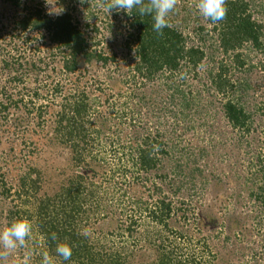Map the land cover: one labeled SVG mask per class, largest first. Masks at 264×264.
<instances>
[{"label": "rangeland", "instance_id": "1", "mask_svg": "<svg viewBox=\"0 0 264 264\" xmlns=\"http://www.w3.org/2000/svg\"><path fill=\"white\" fill-rule=\"evenodd\" d=\"M39 1H42L44 8L50 13L56 15L68 13L73 18V22L82 29L90 50L101 52L107 57L115 55V62L105 66L95 63L81 64L76 76L69 78L61 69L62 60L68 56V51L58 50L53 44L47 49L42 40V33L35 35L39 38L37 42L8 39V36L4 37L5 32L0 33V104H4L0 105V180L5 181L9 187L12 185L8 198H2L0 195V261H9L7 264H45L48 261L46 259H44L45 263L40 261L42 257L39 258L37 252L27 254V250L34 249V246L28 242L31 234L27 232L29 240L26 242H23L21 238L20 241L17 240L15 237H19L22 232H13L5 211L8 207H12L13 210L22 209L32 213L37 206V201L44 193L52 195L50 190L70 179L77 171L69 166L71 156L68 146L45 144L41 139L46 130L49 131L47 137H52V131L46 126H49L50 120H54L57 113L62 110L63 97L82 91L88 94L91 104L88 119L100 117L107 120L108 127L107 132H102L99 136L97 133H92L93 136L91 134L90 138L101 140L99 143L94 141L89 151L92 155L90 161H95L103 173H99L94 182H86L91 184L88 187H93L92 190L96 196V199L88 200V208L96 205L97 209L93 208L96 209L95 212H89L88 209V213L84 214L85 218L80 223L83 232L93 238L105 234L108 237L111 236L112 249L125 250L128 264H144L146 260L154 258L149 238L151 239V235L156 233L160 234L167 244H179L183 251H191L188 249L186 240L173 241L175 233L167 234L169 240H165L164 230L150 223L146 211L141 213L134 206L126 209L124 207L126 200L122 198L124 189L137 186L136 189L139 192L145 193L142 200L149 196L150 199L147 201L152 204L156 199L155 194L151 192L152 177L146 180L145 175L141 174L138 181L134 180L133 161L129 157L133 153V151L130 153V147H135L132 143L133 132L138 130L141 123L146 126L150 137H153L157 129L154 123L158 125L159 130L161 127L157 120L152 119L151 105H139L141 106L139 117L131 114V111L137 107L135 97L142 95L146 97V101L147 97L156 98V104L173 105V109L179 110L182 99H179L177 95L173 98L171 94L173 90L178 89L188 97L187 102L193 107L185 112V120L178 122V128L176 125L175 127L171 125L175 122L173 115L163 117V120L171 123H168L169 134L162 138L166 145L163 147L168 153L166 156L157 157L159 160L157 170L151 173L156 177L164 172L169 174L166 179L169 188L166 192L173 196L172 203L184 201L183 207L191 219L189 223L184 224L186 227L183 230L188 231L187 234L191 236L195 245L193 250L198 255L201 253V247L195 242L200 240L201 243L207 239L211 245L212 254L216 256L213 264H264V231L257 230L259 220L255 218L258 208L248 200L246 194L238 198V173H241L238 170L240 151L235 141L238 139V131L232 130L227 124L221 109L223 95L216 94L208 80L210 71L214 74L217 65L215 61L214 63L208 59L212 54L209 45L216 44L215 34L212 32L213 26L207 21L211 11L210 6L201 8L195 0H161L158 6L159 12L168 16L171 26L179 27L186 36L193 38L187 45L198 46L207 54V58L202 60L194 73L189 75L182 68L176 74H159L149 79L139 78L133 83H127L131 77V67L135 63V45L132 42H130V48L126 45L128 21L125 20L124 15L129 10L130 0ZM258 2L264 3V0H258ZM10 16V11H4L3 14L0 11V27L2 23L9 26L7 20ZM200 27L204 29L201 35L195 33ZM260 60H263L262 56L256 58L253 55L251 62L246 66L254 65V68L245 67L239 71L235 67H229L227 72L228 77H232L231 80L245 77L251 80L252 89L244 92L245 95L243 94L241 98L242 103L248 106L264 100L261 98L264 97V69L257 62ZM1 61L11 64L18 61L25 65L19 72L21 74L19 81L10 79L18 75V72L9 68L4 71L2 68L4 62ZM32 64L35 67H32ZM73 79H75L74 82ZM55 85L61 86L60 94L52 93ZM169 87L171 88L168 89ZM2 92L5 96L14 95L12 104ZM36 93L37 97L34 96ZM229 93L238 102V92L229 91ZM130 97L132 102L127 103ZM105 98H108V103L105 102ZM93 100L96 101L93 103ZM15 101L17 105H13ZM5 105L9 107L7 112L1 109ZM50 105V110H47ZM40 113L42 116L39 118ZM255 116H252V122L253 130L256 132L253 131L251 136L243 138V144L249 155L255 153L256 136L264 129V118L260 121V118ZM13 120L20 121L22 128L16 131L17 133L13 131V134L7 135L1 125H4L5 121L9 123ZM190 123L195 127L191 129ZM90 124L91 127L87 125L88 129L96 130V124ZM12 139L15 142L10 143L9 140ZM141 141L138 139L137 147ZM13 144L14 150L10 148ZM186 144L192 146V151L196 154V157H191L190 160H187L189 157L182 159L180 155H177L178 151L175 153L172 151L173 147L181 149ZM125 146L127 150L124 151L130 154L123 156L120 160V154ZM240 156L245 157L243 153ZM185 160V163H180L182 172L179 175L183 179L178 182L179 175H174L171 170L177 171L179 161ZM71 165L73 166L72 163ZM196 166L201 170V174ZM188 167L196 171L189 174ZM123 168L126 171L120 178L114 171L118 172ZM38 172H40L41 188L28 196L17 198L14 190L20 191V187L17 186L18 180L28 174L38 178ZM252 172L253 169L246 171L245 175L250 177ZM156 183L159 182L156 181ZM178 187L180 190H177ZM1 191L0 186V194ZM124 210L125 212L122 213ZM233 211L241 213V216L245 218L248 231L244 236L229 234L226 230L228 224L231 223L233 226L235 217L229 216ZM208 214L219 217V224L222 225L217 229L203 228L202 233H197L196 228L192 226L193 219ZM131 216L137 219L136 229L127 233L124 229ZM216 221L218 222V219ZM180 222L183 223V220L171 221V224L176 227ZM176 236L178 237L177 234ZM228 236L230 238L225 240ZM205 261L204 264H212L208 262V258H205ZM49 264L57 263L51 261Z\"/></svg>", "mask_w": 264, "mask_h": 264}, {"label": "trees", "instance_id": "2", "mask_svg": "<svg viewBox=\"0 0 264 264\" xmlns=\"http://www.w3.org/2000/svg\"><path fill=\"white\" fill-rule=\"evenodd\" d=\"M160 1L130 0L129 2V10L124 15L125 20L128 21L126 45L129 48L130 42L135 45V63L131 67V77L127 83H133L135 79L139 78L143 80L149 79L159 74H176L182 68L187 74L191 75L202 60L207 58L205 51L198 46L187 45L193 40L191 36H186L179 27L171 26L168 16L159 12ZM195 1L201 8L208 6L211 8L207 21L213 26L212 32L215 34L216 44L209 45L212 54L208 59L215 61L217 65L214 74L210 71L208 80L213 87V91L216 94L220 93L223 95L222 113L229 127L238 131V139H235V141H237L236 144L239 151L245 155V157H242L240 156L241 153H238V170L241 172L238 173V198L240 199L241 195L246 194L248 200L256 205L258 210L255 218L259 220L257 221L259 223L257 230L264 231V129L256 136L254 147L256 146L257 149L254 154L249 155L248 151H246V146L243 144V138H248L255 131L253 130L252 116L256 115L255 117L260 118V121L264 118V100L251 106L242 103L241 98L244 92L252 89L251 80L247 77L231 80L232 77L229 78L227 75L229 67H235L239 71L245 69V67L247 69L254 68V65L246 66L251 62L253 55L256 58L262 56L263 60L257 62L264 69V3L258 2V0ZM41 2L39 0H0V11L2 14L4 11H10L11 13L10 18L7 20L9 26L2 23L0 33L5 32L4 37L20 39L23 42H37L39 38L35 35L42 33V40H44L43 42L47 49L53 44L58 50L68 51V56L62 60L61 69L65 72L66 77L69 78L76 76L81 64L95 63L105 66L115 62V55L107 57L101 52L90 50L82 29L73 22V18L68 13L57 15L50 13ZM198 30L195 33L200 35L201 31H204L203 27ZM6 31H9V33H6ZM196 42L198 43L197 40ZM218 55L219 58H217ZM3 62L2 68L4 71L9 68V70L13 69L18 72V75L10 79L19 81V77H21L19 72L24 69L25 65L18 61L13 64L6 61ZM32 67L35 66L32 64ZM194 75L196 76L197 73L195 72ZM74 80L72 81L74 82ZM60 87V85H55L52 93L60 94ZM229 91L238 92V102ZM172 92L173 98L177 95L179 99H182L179 110L173 109V105L163 106L156 104V98L147 97L146 101V97L142 95L135 97L137 99L135 101L137 107L134 111H131V114L139 117L141 116V106L139 105H151L152 119L157 120L161 127V130H159L158 125L154 123L157 129L154 131L153 137H150L146 126L141 123L138 130L133 132L132 143L135 144V147H130V153L132 151L133 153H129L131 157L128 156L133 161L134 180L138 181L141 174L145 175L144 178L146 180H150L152 177L151 192L155 194L156 199L154 203L150 204L147 201L150 199L149 196L142 200L145 193L139 192L136 189L137 186H129L122 193V198L126 200L124 207L127 209L134 206L141 213L146 211L150 223L164 230V234H166L165 240H169L167 234L175 233V238H172L173 241L177 239L186 240L188 249H191V251L185 252L179 244H167L160 234L156 233L153 236L151 235V239L149 238L155 259H148L144 264H204L206 263L205 258H208V262L213 264L216 256L212 254L209 241L205 239L201 243L200 240L195 242L201 247V253L198 255L193 250L195 245H193L191 236H188V231L183 230L186 227L184 224L186 222L189 223L191 217L189 218V213L183 207L184 201H178L174 204L171 201L173 196L171 194L168 195L166 192L169 188L166 183L169 174L164 172L157 177L152 174L157 170L156 167L159 162L157 157L159 155L166 156L168 153L167 149L163 147L165 143L162 138L169 134L167 131L169 122L163 120V117L169 114L173 115L175 122L169 124L174 127L176 125L178 128V122L185 120V112L193 107L187 102L189 99L184 93L178 91V89ZM239 92H241L240 95ZM2 94L5 96L4 92ZM13 96L12 94L5 96L9 99L10 104L13 103ZM34 96L37 97V93ZM261 98L264 99V97ZM130 99L131 97L127 103L132 102ZM104 100L108 103V98ZM95 101L93 100V103ZM16 102L13 105H17ZM61 105H63L62 110L57 113L54 120H50V125L47 124L49 126H46L49 127L48 130L52 131V137L50 135V137H47L49 131L46 130L41 140L45 144L68 146L71 156L70 161L73 164L72 166L70 163L69 166L74 170L77 169V171L70 179L50 190L49 192L52 195L44 193L42 198L37 201V206L32 213L22 209L13 210L12 207H8L5 212H7V219L10 221L9 226L14 233L22 232L19 237H15L19 241L20 238L23 242L28 241L29 235L27 232L29 231L28 233L31 234V237L28 242L34 246V249L26 252L27 254L37 252L39 258L42 257L40 261L45 263L44 259L48 260L45 264H49L51 261L57 264H128L125 250L114 251L112 249L111 236L108 237L105 234L101 237L93 238L84 233L80 227V223L85 218L84 214L88 213V200L96 199L92 190L93 187H88L91 184H86V182H94L98 174L103 173L95 161H90L92 155H90L89 149L93 147L94 141L101 142L100 139H90L91 134L97 133V136H99L100 133L107 132V120L100 119V117L88 119L91 104L89 103L88 94L84 91L72 96H64ZM50 108L51 105L47 107V110H50ZM1 109L2 111H8L9 107L5 105ZM41 113L39 118L42 116ZM48 113L49 111L46 115ZM45 121L48 123L47 120ZM4 123L1 126L2 128L4 127L3 131L7 135L22 128L20 121L13 120V122L6 123L5 121ZM90 123L96 124V130L88 129L87 125L91 127ZM13 124L18 126L16 125V127ZM198 125L201 126L200 124ZM189 127L192 129L195 125L190 123ZM138 139L142 141L137 147L136 142H138ZM9 142L15 141L12 139ZM245 143L249 145L248 142ZM14 146V144L10 145V148L14 150ZM125 149L126 146L122 154H120V160H122L123 156L129 155L124 151ZM172 151L174 153L178 151L179 153H176L182 159L189 157L187 160H190L191 157H196V154L192 151V146H189V144L182 146L181 149L173 147ZM185 162L186 160L179 161L178 170H171V173L179 175L182 172L180 170L181 164ZM196 168L201 174V170L197 166ZM251 169H253V172L250 177H247L245 172ZM125 171L123 168L119 169L118 172L114 171V173L121 178ZM187 171L189 174H193L196 170L188 167ZM39 174L40 172H38V178L28 174L18 180L17 186L20 187V191L14 190L17 198L28 196L41 188ZM180 176H178V182L183 179ZM156 181L159 183H156ZM0 186L2 189L0 195L2 198H8L11 194L12 185L9 187L5 181L0 180ZM177 190H180V187ZM93 208L97 209V206L91 207L89 212H95L96 209ZM124 212L125 210L122 211V213ZM229 216L235 217V220L233 219V226H231V223L227 225V232L244 236L246 231H248L245 218L237 211H233ZM180 219L183 220V223H178L176 227L172 226L171 221L176 222ZM216 219H218V222ZM219 221L220 218H217L215 214H208L203 217L199 216L198 219L195 217L192 226L196 228L197 233H202L203 228H219L222 225L219 224ZM136 224L137 219H133L131 216L127 225H125V232H132V230L136 229ZM14 233L12 234L15 236ZM229 238L228 236L225 240ZM8 262L0 261V264H7Z\"/></svg>", "mask_w": 264, "mask_h": 264}]
</instances>
